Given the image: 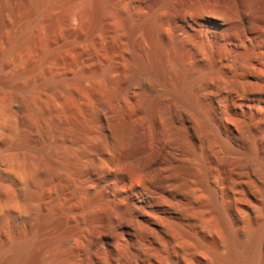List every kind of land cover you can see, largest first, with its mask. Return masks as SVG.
I'll return each mask as SVG.
<instances>
[{
    "label": "rangeland",
    "instance_id": "obj_1",
    "mask_svg": "<svg viewBox=\"0 0 264 264\" xmlns=\"http://www.w3.org/2000/svg\"><path fill=\"white\" fill-rule=\"evenodd\" d=\"M27 22L5 21L0 35V249H8L15 236H31V254L58 257V264H147L148 245L167 264H215L210 252L228 253L229 230L238 235L242 248L253 229L264 227L263 178L251 190L252 202L239 199L227 185L228 172L221 163L225 153L219 146L207 156L212 172L205 176L200 142L195 145L200 155L195 156L182 145L178 104L165 126L159 124L161 113L151 121L145 117L141 103L150 93L129 79L138 64L125 38L121 53L118 44L109 49L90 45L87 34L93 21H37L28 38L7 53ZM115 63L123 64V70H113ZM52 78L62 84H47ZM107 103L115 118L100 116ZM204 109L213 115L209 102ZM128 114L135 141L122 162L134 169L144 160L146 168L126 183L141 185L145 172L155 184L152 195H141L142 203L126 202L112 210L121 198L117 186L110 188L107 200L103 189L88 194L86 185L97 181L100 165L115 156L103 142L114 140L118 120ZM192 121L199 133L200 124ZM43 125L46 136L31 138ZM168 129L180 141L166 151L159 148V138ZM38 149L57 160L67 152L71 162L44 181L41 160L31 155ZM119 170L120 178L122 165ZM243 210L247 215L241 218ZM48 213L55 219L42 227L40 219ZM51 236L60 239L48 242ZM93 239L100 246L92 252L86 246ZM10 254L7 250L6 259Z\"/></svg>",
    "mask_w": 264,
    "mask_h": 264
},
{
    "label": "bare ground",
    "instance_id": "obj_2",
    "mask_svg": "<svg viewBox=\"0 0 264 264\" xmlns=\"http://www.w3.org/2000/svg\"><path fill=\"white\" fill-rule=\"evenodd\" d=\"M5 21H28L14 36L7 53L28 38L37 21H93L87 34L92 47L101 43L109 49L118 44L122 53L124 44L128 46L130 56L138 64L129 79L138 89L150 93L141 103L145 117L151 121L161 113L159 124L165 126L168 113L178 104L184 129L182 145L195 156L200 155L195 147L200 142L205 176L212 172L206 165L207 156L211 148L219 146L225 153L221 163L228 172L229 190L245 202L254 200L252 188L257 186L258 178L264 179V0H0V35ZM113 30L116 34L111 35ZM115 69L123 70V64L115 63ZM104 74H109V68ZM46 83L56 87L62 84L55 78ZM159 102L163 103L161 109ZM207 102L213 105L212 116L204 109ZM104 107L100 116L115 118L112 105L107 103ZM191 117L200 124L199 133L195 132ZM128 119L129 114L121 117L114 140L103 142L114 149L115 156L108 164H99L98 182L86 185L87 193L103 189L107 200L111 197L110 188L117 186L121 198L112 210H120L126 202L142 203L145 199L141 195H152L155 184L145 172L141 173V185L133 183L128 187L126 183V179L146 168L144 160L138 161L134 169L122 162L135 141L134 126L128 124ZM46 134L43 125L30 136L42 138ZM176 137L170 129L163 131L159 148L171 149L180 141ZM41 153L38 149L31 155L40 158L44 181L54 176L58 166L71 162L67 152L62 160ZM262 194L264 197V189ZM227 210L222 207L224 216ZM244 212H240L241 218L247 215ZM54 219L55 215L48 213L39 224L43 227ZM110 228H116L113 222ZM237 236L229 230L230 249L226 255L211 251L213 262L264 264V227L253 229L242 248L237 246ZM59 239L51 236L48 242ZM99 246L93 239L86 247L93 252ZM34 248L31 236H15L8 249H0V264H58V257L44 258L37 251L31 254ZM147 248V264H167L156 247ZM7 250L11 251L8 259Z\"/></svg>",
    "mask_w": 264,
    "mask_h": 264
}]
</instances>
